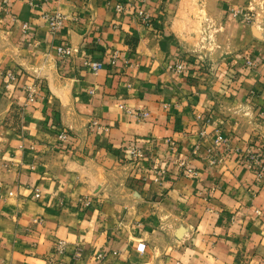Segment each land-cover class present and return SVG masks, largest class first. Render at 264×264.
<instances>
[{"label":"crops","instance_id":"1","mask_svg":"<svg viewBox=\"0 0 264 264\" xmlns=\"http://www.w3.org/2000/svg\"><path fill=\"white\" fill-rule=\"evenodd\" d=\"M133 1L0 0V264H264V0Z\"/></svg>","mask_w":264,"mask_h":264},{"label":"built area","instance_id":"2","mask_svg":"<svg viewBox=\"0 0 264 264\" xmlns=\"http://www.w3.org/2000/svg\"><path fill=\"white\" fill-rule=\"evenodd\" d=\"M6 2L7 0H5V3ZM124 2L133 3L134 1L133 0H120V3H118L115 7L116 11L118 12L124 11V7L122 5V3ZM134 16L143 26L148 27V28L152 27L153 25L152 19L150 18L149 14H147V12L144 11L143 9L139 8L138 10H136V12L134 13ZM46 20L48 22L50 32L53 35L57 34L64 24L63 17L58 14L53 15V16H48L46 17ZM58 55H59L60 60L66 61L71 58L72 49L67 46L60 47L58 49ZM113 58H116V54L114 55ZM245 65L247 66V68L255 67V63L249 59H246ZM86 66L91 67L90 63H86ZM99 69L100 67H97V66L92 67V70L94 72H97ZM168 69L170 72L177 74L178 76H186L188 74V70L183 64H174V65L172 64L169 66ZM7 79L9 81H15V77L13 75H8ZM25 93H26V100L28 104L35 101L37 92H36V89H34V87H29V86L26 87ZM129 114H131V116H133L137 120H144L148 118L147 114L141 113V112H137V113L129 112ZM91 129L94 131H107V129L103 127L102 125H100L98 122H93L91 124ZM63 137L64 136L62 134L61 138ZM128 152H129L130 158L133 160H139V159H142L143 157L142 152L136 147H129ZM245 163L248 166V168L258 176V179L264 180V156L258 153H252L246 156ZM180 166L183 169V177L189 178V177H194L196 175V172L194 169L186 167L184 164H181Z\"/></svg>","mask_w":264,"mask_h":264}]
</instances>
